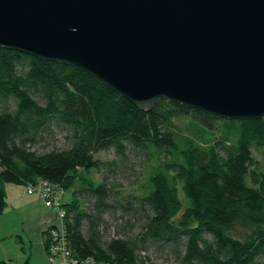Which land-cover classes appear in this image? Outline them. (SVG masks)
<instances>
[{
    "label": "trees",
    "instance_id": "1",
    "mask_svg": "<svg viewBox=\"0 0 264 264\" xmlns=\"http://www.w3.org/2000/svg\"><path fill=\"white\" fill-rule=\"evenodd\" d=\"M184 119L211 143L196 142L188 128L181 133L176 122ZM55 131L63 133L64 148L38 152ZM252 148L264 149V119L224 120L165 100L140 111L84 72L0 49V216L7 207L3 184L46 180L71 190L64 224L78 260L139 264L138 252L149 245L179 250L178 264H260L264 171ZM111 151L116 160L94 157ZM134 152L157 157L159 167L146 194L118 201L108 175ZM90 171L101 181L88 178ZM116 211L136 219L138 236L103 240L101 215ZM240 229L243 237L235 238Z\"/></svg>",
    "mask_w": 264,
    "mask_h": 264
},
{
    "label": "water",
    "instance_id": "2",
    "mask_svg": "<svg viewBox=\"0 0 264 264\" xmlns=\"http://www.w3.org/2000/svg\"><path fill=\"white\" fill-rule=\"evenodd\" d=\"M0 49L84 72L140 111L264 119V0H0Z\"/></svg>",
    "mask_w": 264,
    "mask_h": 264
},
{
    "label": "rangeland",
    "instance_id": "3",
    "mask_svg": "<svg viewBox=\"0 0 264 264\" xmlns=\"http://www.w3.org/2000/svg\"><path fill=\"white\" fill-rule=\"evenodd\" d=\"M176 128L185 133L184 129L188 128L189 137H192L198 143L210 144L212 136L204 135L201 131L196 130L188 125L187 120H180L176 122ZM203 138V140H201ZM65 146L64 135L62 132L55 131L53 137L47 141V146H36L38 152L50 150L53 148L62 149ZM252 156L260 164V168L264 171V149L256 150L252 148ZM96 159L102 161H110L115 159L113 152H99L94 156ZM165 156L161 155V159ZM159 161L157 157H150L149 159L144 152L128 153L125 161L117 159V166L112 174L108 175V185L116 193L115 198L118 201L122 200L123 196L134 194L142 196L148 191L147 179L149 174L157 170ZM80 177L86 176V172H78ZM87 177L95 182L101 181V175L94 171L87 173ZM5 191V200L7 207L0 216V260L6 264H48L47 255L43 247L42 240L38 244L40 238L42 225L41 218L38 216L48 213V209L42 205L43 203L36 202L34 197H28L25 186H16L11 184H3ZM71 190L63 192V201L69 202L71 200ZM39 199V198H38ZM181 202L185 205L183 194L180 192ZM40 200V199H39ZM32 201L36 203H32ZM88 203L85 204L87 208ZM45 210V211H44ZM48 216V221L57 224L52 211ZM102 225L100 227L103 240L112 238H121L124 236H131L132 238L138 236L139 223L130 216L123 215L120 211L106 212L101 215ZM130 218V219H129ZM40 219V220H39ZM130 221L133 226L132 229L126 225L125 221ZM244 229H240L235 235V238H242ZM236 232V233H237ZM41 239V238H40ZM145 250L139 251V264H178L179 250L170 246H146ZM181 250V249H180ZM260 264H264V258Z\"/></svg>",
    "mask_w": 264,
    "mask_h": 264
},
{
    "label": "built area",
    "instance_id": "4",
    "mask_svg": "<svg viewBox=\"0 0 264 264\" xmlns=\"http://www.w3.org/2000/svg\"><path fill=\"white\" fill-rule=\"evenodd\" d=\"M63 189L46 180H37L26 184V194L36 195L43 205L55 216L57 224H53L46 231L49 237V246L46 250L48 264H114L109 262H97L91 258L78 260L71 255L67 247L65 229V208L63 201Z\"/></svg>",
    "mask_w": 264,
    "mask_h": 264
},
{
    "label": "crops",
    "instance_id": "5",
    "mask_svg": "<svg viewBox=\"0 0 264 264\" xmlns=\"http://www.w3.org/2000/svg\"><path fill=\"white\" fill-rule=\"evenodd\" d=\"M28 197H34V196H28ZM37 201L36 202H39V203H41V201L38 199V198H36V197H34ZM36 202H34V201H32V203L31 204H33V203H36ZM43 205V204H42ZM45 211V210H44ZM51 213L49 212V210H48V213L46 212V213H44L43 212V208H42V214H39L38 216H42V217H40L41 218V225H42V233H41V235H40V238H38V244H40V242H41V240H42V243H43V247H44V235H43V232L44 231H46L50 226H52L54 223H51L50 221H48V216L50 215ZM40 220V219H39ZM44 250H45V247H44ZM45 252H46V250H45ZM45 264H47V263H45Z\"/></svg>",
    "mask_w": 264,
    "mask_h": 264
}]
</instances>
